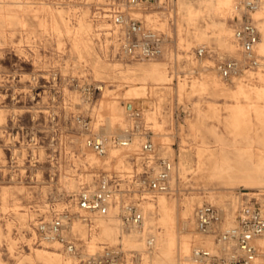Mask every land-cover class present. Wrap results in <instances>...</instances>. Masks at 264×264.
I'll return each instance as SVG.
<instances>
[{"label": "rangeland", "instance_id": "374dc122", "mask_svg": "<svg viewBox=\"0 0 264 264\" xmlns=\"http://www.w3.org/2000/svg\"><path fill=\"white\" fill-rule=\"evenodd\" d=\"M240 1L142 6L140 15L172 42L166 56L134 61L104 58L93 41L92 14L108 0H0V264H81L59 242L36 243L37 224L72 209L81 185L95 184L102 171L131 172L140 162L141 137L105 158L83 150L78 116L95 134L119 135L129 124V106L143 108L160 155L178 163L171 190L145 196V239L156 235V250L130 264H202L192 260L193 250L219 246L214 232L198 231V207L223 208L224 226L234 223L242 204L264 208V0L261 14H251L262 65L233 81L215 69L219 57L242 59L234 40L241 14L231 8ZM202 45L215 55L198 58ZM239 78L251 86H234ZM96 159L99 164L86 162ZM117 218L97 219L91 235L82 227L81 250L90 241L94 252L103 244L144 250L145 239ZM257 245L254 264H264V235Z\"/></svg>", "mask_w": 264, "mask_h": 264}, {"label": "built area", "instance_id": "2783aa9c", "mask_svg": "<svg viewBox=\"0 0 264 264\" xmlns=\"http://www.w3.org/2000/svg\"><path fill=\"white\" fill-rule=\"evenodd\" d=\"M157 0H108L95 7L91 21L93 41L104 58L145 61L166 56L171 37L151 25L140 15L142 6ZM260 0H241L235 7L241 19L234 27V40L242 54L236 57L217 58L215 69L225 81H233L246 70L262 65L257 46L260 30L251 14L260 7ZM35 47L37 41H32ZM29 46V58L36 57ZM214 52L202 45L196 56L203 60ZM216 57V56H215ZM98 88L95 89V92ZM129 124L119 135L95 134L91 122L78 116L76 121L85 132L86 147L98 157L105 158L111 148H129L136 137L145 138L141 145V159L131 172L104 170L95 184H82L74 195L72 209L57 211L50 220H42L36 226V243L59 242L69 257L81 264H130L132 259L143 258L156 250V240L148 236L142 251H128L124 247L103 244L101 250L86 253L83 240L74 231L76 221L87 225L90 235L97 229L96 220L117 210L122 225L129 230L142 228L145 221L143 202L146 194L168 193L178 171V163L169 156H161L159 147L152 140L143 124V108L131 105ZM137 197V199H136ZM118 208V209H117ZM225 210L213 204L196 209V227L202 234L214 232L219 249L196 247L192 260L202 264H254L259 255L257 240L264 235V208L257 202L242 204L235 212L232 225L224 226ZM131 257V258H130ZM131 259V261H130Z\"/></svg>", "mask_w": 264, "mask_h": 264}, {"label": "bare ground", "instance_id": "6f19581e", "mask_svg": "<svg viewBox=\"0 0 264 264\" xmlns=\"http://www.w3.org/2000/svg\"><path fill=\"white\" fill-rule=\"evenodd\" d=\"M236 7V5H235V2L233 3V5L231 6V8H235ZM230 8V9H231ZM257 13V15H259V14H261V12L260 11H256ZM261 44H262V41L261 42H259V44H258V46H257V50L259 49V52H261L262 53V50H261ZM259 75H261V73H259ZM261 78V77H260ZM238 85H242V86H251V85H249V84H247V83H245V80L243 79V78H239V79H237L236 80V83H235V85L234 86H238ZM81 142V146H82V148H83V150H85V146H86V143H85V141H80ZM167 152V151H166ZM88 155V153H86V156ZM86 162L87 163H90V164H92V165H94V164H99V161L96 159V160H86ZM87 180L88 181H91L92 180V175H88L87 176ZM79 187V184H77V187L76 188H78ZM145 202L146 201H144L143 202V210H144V213H145V221H144V224H143V226H142V228H140V229H134V230H132L131 231V233L132 234H135V235H137V236H142L144 239H145V234H146V227H147V216H148V212H147V209H146V207H145ZM118 209V208H117ZM196 211V210H195ZM107 218H116L118 221H119V219L117 218V210H115V211H113L112 212V214L111 215H109V216H107ZM85 226H87L86 224H84L82 221H77V222H75V224H74V231L77 233V234H79L80 236H82V232H81V228L82 227H85ZM149 235H152V236H154L155 237V240H156V242H155V244H157V237H156V235H154V234H149ZM147 240H148V236L146 237V239H145V243L147 244ZM91 242V241H90ZM90 242H89V244L88 245H86V253H93L94 251H95V247H96V242H93L92 241V244H90ZM208 249H210V250H212L213 248H208ZM53 254H56V253H53ZM51 257H54V259H57V256H51Z\"/></svg>", "mask_w": 264, "mask_h": 264}, {"label": "water", "instance_id": "95a60500", "mask_svg": "<svg viewBox=\"0 0 264 264\" xmlns=\"http://www.w3.org/2000/svg\"><path fill=\"white\" fill-rule=\"evenodd\" d=\"M129 108H131V106H129Z\"/></svg>", "mask_w": 264, "mask_h": 264}]
</instances>
